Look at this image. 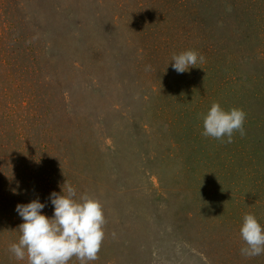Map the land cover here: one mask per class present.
Masks as SVG:
<instances>
[{
  "label": "rangeland",
  "instance_id": "374dc122",
  "mask_svg": "<svg viewBox=\"0 0 264 264\" xmlns=\"http://www.w3.org/2000/svg\"><path fill=\"white\" fill-rule=\"evenodd\" d=\"M213 102L243 136L202 134ZM65 182L104 206L89 264H264L239 234L264 225V0H0V264Z\"/></svg>",
  "mask_w": 264,
  "mask_h": 264
},
{
  "label": "clouds",
  "instance_id": "9594fccd",
  "mask_svg": "<svg viewBox=\"0 0 264 264\" xmlns=\"http://www.w3.org/2000/svg\"><path fill=\"white\" fill-rule=\"evenodd\" d=\"M204 57L196 50H186L172 57V67L183 73L191 67H198ZM246 113L242 108L225 109L219 102H213L203 115V135L233 142V134H245ZM54 214L43 213L45 203L34 199L27 204H18L16 211L23 223L18 242L9 246V251L18 261L27 264H70L75 258L79 264L99 259L107 223L102 202L87 193L78 194L77 189L65 182L60 193L51 194ZM226 210V205H225ZM240 237L244 243L241 254L255 257L264 254V225L253 213L243 216Z\"/></svg>",
  "mask_w": 264,
  "mask_h": 264
}]
</instances>
